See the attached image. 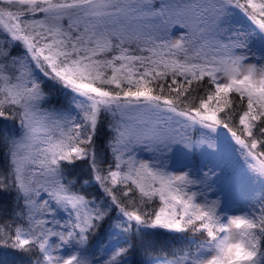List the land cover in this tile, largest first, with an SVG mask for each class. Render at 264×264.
Masks as SVG:
<instances>
[{
	"label": "snow or ice",
	"instance_id": "obj_1",
	"mask_svg": "<svg viewBox=\"0 0 264 264\" xmlns=\"http://www.w3.org/2000/svg\"><path fill=\"white\" fill-rule=\"evenodd\" d=\"M253 37L264 0H0V264H213L237 236L264 264ZM221 134L260 189L242 215L171 167Z\"/></svg>",
	"mask_w": 264,
	"mask_h": 264
},
{
	"label": "rangeland",
	"instance_id": "obj_2",
	"mask_svg": "<svg viewBox=\"0 0 264 264\" xmlns=\"http://www.w3.org/2000/svg\"><path fill=\"white\" fill-rule=\"evenodd\" d=\"M178 31H180L179 28L175 29L174 34ZM251 46L257 51L264 49V39L253 37ZM218 142L219 150L217 152H211L206 146L202 149L189 151L181 145H176L171 154V167L174 170H183L184 166H190L197 170L203 168L205 172L212 168L218 174L217 177L213 176V182L217 184V189L214 188L209 191V199H219L221 203L224 199L225 205H227L228 200H232L235 202V206L231 214L242 215L241 210L246 206L247 198L258 197L260 189L258 185H251L243 175L242 166L236 159L235 153L229 152V142L223 134L220 135ZM137 154L139 158L145 160L150 159L152 155L143 147L137 149ZM209 174L211 175V173ZM59 215L64 216L63 213Z\"/></svg>",
	"mask_w": 264,
	"mask_h": 264
},
{
	"label": "clouds",
	"instance_id": "obj_3",
	"mask_svg": "<svg viewBox=\"0 0 264 264\" xmlns=\"http://www.w3.org/2000/svg\"><path fill=\"white\" fill-rule=\"evenodd\" d=\"M213 150H215V148H213ZM252 257L253 253L245 247L237 236L234 241L224 249L219 260L214 261L213 264H249Z\"/></svg>",
	"mask_w": 264,
	"mask_h": 264
},
{
	"label": "trees",
	"instance_id": "obj_4",
	"mask_svg": "<svg viewBox=\"0 0 264 264\" xmlns=\"http://www.w3.org/2000/svg\"><path fill=\"white\" fill-rule=\"evenodd\" d=\"M0 166H2V157H0ZM96 239H99V236L96 237ZM203 239L204 237L198 233L189 232L186 239L182 242V245L186 251L190 250L192 254L195 255L196 248L203 241Z\"/></svg>",
	"mask_w": 264,
	"mask_h": 264
}]
</instances>
